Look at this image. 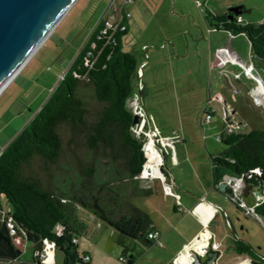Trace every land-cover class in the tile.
Wrapping results in <instances>:
<instances>
[{
  "label": "trees",
  "instance_id": "16d2710c",
  "mask_svg": "<svg viewBox=\"0 0 264 264\" xmlns=\"http://www.w3.org/2000/svg\"><path fill=\"white\" fill-rule=\"evenodd\" d=\"M226 14L206 10L205 16L212 26L245 36L252 65L264 62V21L241 24L238 14L231 19ZM124 32L100 20L90 27L39 107L0 149V198L5 203V209L0 204V260L49 264L40 258L45 240L61 253V264H87V253L75 243L86 230L80 208L114 229L125 264L152 243L147 237L153 229L150 217L126 199L148 195L152 187L135 176L145 158L142 137L132 131L130 100L137 91V72L134 57L121 48ZM218 141L224 147L209 156L213 182L223 174L245 180L257 191L252 210L264 216V130L225 132L221 127ZM63 146L72 159V174L53 180L49 166ZM150 158L147 169L158 165L156 153ZM33 160L43 174L31 168ZM125 180L121 192L119 183ZM224 193L236 203L228 186ZM15 239L30 243L25 259ZM232 248L251 253L245 242L236 241Z\"/></svg>",
  "mask_w": 264,
  "mask_h": 264
},
{
  "label": "crops",
  "instance_id": "0c3cea01",
  "mask_svg": "<svg viewBox=\"0 0 264 264\" xmlns=\"http://www.w3.org/2000/svg\"><path fill=\"white\" fill-rule=\"evenodd\" d=\"M238 5L240 6V4ZM227 8L213 12L220 14L226 11ZM204 17L202 16L201 21L196 22L197 24H194L195 21L192 19L193 23L186 25L187 32L186 30L184 31L188 34L189 39L187 37L182 39L179 35L180 33L177 32H172L171 34L165 33L161 29L163 27L159 24L155 27L156 35L153 39L155 41H152V43L156 42L158 46L152 45V48L149 49L150 55L147 54V59H150V64L145 72V82L140 83V89L136 91L138 104L156 111L155 122L160 131L164 134L174 132L176 135L173 137L178 136V140L177 142L172 140V145L165 153L169 161L165 163L164 159H162L160 167L165 176L164 181L162 182L159 178L140 179L141 184L152 183V191L146 196L150 198L148 199L150 201L156 200L157 205L152 208V212L150 210H144V212L151 219L152 230H156L158 233L157 238L160 245L152 242L140 248L131 264H189L190 260H188L187 254L191 249H195L200 260L204 262L207 258L202 254L204 245L207 244L206 251H214L209 247V244L213 241L220 244V249L216 251L212 264H218L222 258L228 264H253L251 258L256 259L253 257L252 252L250 254L236 252L232 248V245L236 241L245 242L250 247L253 244L259 243V241L251 240V233L249 231L252 229L264 236V220L251 214L258 197L257 194H254L255 188L251 186V189L245 195H242L239 191L238 196L244 203V206L240 207L231 200L237 211L233 210L226 201L229 198L224 193V189L227 186L229 187L228 181L230 180L225 181L226 185L223 190L218 189V183L222 180V177L219 178L217 183H214L212 180L209 156L219 150L202 140L203 138L198 141H189L187 137V128L184 126L183 119L189 118L192 124L196 121L201 125V122H203L201 121L203 109L208 108L211 111V115L216 112L214 101L221 103L224 113L223 119H226L231 124L232 132H238L234 131L233 127L241 123H232L229 119L234 115L235 109L232 108V101L234 99L226 103V99L220 92L215 91L210 94V89L213 85V75L215 76L214 84H217L216 77L222 76L228 86L232 85L234 87L231 88L232 92H239L234 82L242 84L240 82L242 78L232 77V73L235 72L232 70L238 66L228 63L225 66L224 72H218L215 67L217 56L212 55L211 49L212 47L225 44L238 55L239 60L241 55L243 56L244 54L232 41L235 34H225L221 28L212 26V23L206 16ZM127 18L123 21L125 30L131 21L130 18ZM241 20L242 17L240 16ZM182 34L185 35L184 32ZM189 53L192 57L189 59L188 65L183 66L181 64L180 66L178 60L184 58ZM247 53L246 61H251L249 49ZM174 59L175 62L173 61ZM22 65L11 78H14L18 72H21V69H23ZM162 65L164 66V72L162 71ZM228 67L230 68L229 72L227 70ZM177 70L179 71L177 72ZM226 70L227 73H231L230 76L225 75ZM143 74L144 72H142ZM183 75L188 76V82L182 83H187L191 87L190 89L186 87L181 93L180 87L179 94L175 97L169 95L167 98L166 95H161L162 93L159 90H162V86L168 85V93H171L174 89L176 90L177 78L183 77ZM243 79L249 80L246 76ZM189 90H191L190 93L187 92ZM150 91L152 94L149 97L148 93ZM253 97V102L259 108L260 113L264 115V98L262 101L258 95H253ZM222 126L220 125V129ZM212 128L217 129V125L212 124L207 129L210 130ZM164 183L170 186V189L176 196L164 191ZM241 214L245 217H241ZM92 221L94 222V219ZM205 223L207 226L202 229V225ZM95 225L98 228L101 226L96 221ZM106 226L109 228V233L111 232L114 235V229L107 224ZM198 236L200 238L196 240ZM83 237L84 239L80 243V251L87 253L89 256L87 264H104L98 262L102 258L105 261L104 256L91 261L92 256H90V251H94L95 244L93 245V240L89 236H85V233ZM193 242L195 243L194 245L192 244ZM75 243L78 248L79 240L77 238ZM16 244L19 248L23 245L27 246L24 240L18 241ZM228 247L230 249H227ZM43 248L47 255L48 251H51V260H47V263L54 264L55 255L53 246L49 243H44ZM262 253L264 252L259 251V254H261L259 257L260 262L264 261ZM105 264L114 263H109L106 260Z\"/></svg>",
  "mask_w": 264,
  "mask_h": 264
},
{
  "label": "rangeland",
  "instance_id": "374dc122",
  "mask_svg": "<svg viewBox=\"0 0 264 264\" xmlns=\"http://www.w3.org/2000/svg\"><path fill=\"white\" fill-rule=\"evenodd\" d=\"M106 1L107 0H73L24 62L25 65H22L23 69H21V72H18L14 78H11L10 81L1 88L0 149L39 107L81 43L85 33L95 24L96 20L102 14ZM235 4H240L243 9L248 10L238 14L242 17V20L240 21L241 24L244 22L264 21L263 0H132L131 3L127 4L125 7L129 12V17L127 19L130 18L131 21L128 23L125 32L121 34L120 41L121 48L132 54L136 62V88L139 90L140 83L145 82V72L150 64V59H147V54L150 55L149 49L152 48V45H157L156 42L152 43V41H155L153 40L156 35L155 27L158 24L163 27L161 29L165 33L171 34L172 32H177L180 33L179 35L182 39H184V37L189 39L185 27L186 25H191L193 23L191 21L192 19L195 21L194 24H197L196 22L201 21V17L205 16L206 10L210 12L219 11L226 7L236 6ZM104 17L105 16H103V18ZM184 30H186V32ZM182 32H184L185 35L182 34ZM224 33L227 34V31H224ZM232 41L244 54L243 56L241 55L240 60L246 62L248 55V42L245 36L242 33H237L234 35ZM145 47L147 48L145 49ZM237 56L238 55H236V57ZM191 57L192 55L189 53L188 55L186 54L184 58H180L178 60L180 66L181 64L183 66L188 65V61ZM175 59L173 60L174 62ZM163 67L164 66L162 65V71L164 72L165 70ZM229 69L230 68L228 67V72ZM253 69L264 84V62L254 60ZM227 70L225 75L230 76L231 73H227ZM239 70L240 69L236 67L232 71ZM178 71L179 70H177V72ZM142 72H144L143 75ZM239 77L242 78L240 79L242 84L234 82L239 89V92L236 93L232 92L231 88L233 86H228L222 76H217V84H214L215 76L213 75V85L210 89V94L215 91L220 92L226 99V103L231 102V100L234 99L232 101V108H234L235 111L232 118L230 117L229 119L232 123L241 122L238 126L233 127L234 131L244 132L251 128L264 130V115L260 113L259 108L253 102L254 97L250 91V88L254 85V81L249 77V80L243 79L244 75H240ZM187 79L188 76L186 75L177 78L176 90H172L171 93H168V85L162 86V90H159L162 93L161 95H166L167 98L169 95L175 97L179 94L180 87L181 93L186 87L190 89L191 87H189L187 83H182L188 82ZM190 91L191 90L187 92L190 93ZM151 94L152 92L150 91L148 96ZM255 95H258L260 97L259 99L263 101L264 94L262 93L261 86L255 88ZM214 105L216 112L211 115L210 122H201L202 124L199 125L194 121L192 124L191 119L189 118H184L183 122L184 126L187 128V137L189 141H198L203 138L202 140L211 144L212 147L221 150L224 145L215 139V135L218 133L220 125L223 123L224 113L220 102L214 101ZM212 124H216L217 129L212 128L208 130L207 128ZM201 129L206 130L202 131ZM177 138L178 136H175L173 141L177 142ZM76 148H78L77 154L83 157L78 144ZM150 150L154 151L153 148H150ZM165 153L166 152H163L161 154L162 159H164V162L166 163L169 160ZM71 160L70 153L65 146H63L62 153L58 160L52 166H49L50 172L52 171L51 178L53 180H59L62 177L71 176L72 169L70 170L69 167ZM97 165L96 169L100 164L97 163ZM30 166L33 170L39 172V174H43L36 160L31 161ZM126 184V180L119 183V186H121V192L126 191ZM147 185L152 186V183ZM110 186L113 187L116 186V184L112 183ZM126 199L143 211L150 210L152 212V208L157 205L156 200L150 201L148 200L150 198L144 194H130ZM226 201L233 210L237 211L231 200L226 199ZM0 204L1 207L5 209V203L2 197L0 198ZM78 211V216L86 225V230L84 232L85 236H89L94 242L93 245L95 244L94 251H90V256H92L91 261L104 256L105 261L102 258L101 261L98 262L105 264L107 260L109 263L125 264L122 261H118L120 248L114 242L115 231L114 235L111 234V232L109 233V228H107L106 223L91 214L89 211L81 208ZM241 217L245 216L241 214ZM92 219H94V222ZM95 221L101 224L99 228L95 225ZM206 226V223L202 225V229ZM249 233H251V240L259 241V243L251 245V252L256 261L260 262L259 257L261 254H259V251L264 252V236L258 231H254V229L249 231ZM77 239L79 240L77 250L80 252V243L83 241L82 239H84V237L83 235L77 236ZM24 243L27 244V246L25 247L23 245L20 247L22 259H25L28 256V251L30 249V243L27 241H24ZM227 249H230V247ZM262 254L264 256V253ZM54 255V264H61V253L54 251ZM223 259L224 258H222L218 264H228V262ZM260 263L264 264V262ZM0 264H18V261L0 260Z\"/></svg>",
  "mask_w": 264,
  "mask_h": 264
},
{
  "label": "water",
  "instance_id": "95a60500",
  "mask_svg": "<svg viewBox=\"0 0 264 264\" xmlns=\"http://www.w3.org/2000/svg\"><path fill=\"white\" fill-rule=\"evenodd\" d=\"M72 1L0 0V83L11 72L29 47L33 46L40 36L45 34L47 28L54 22V19L56 17L57 20L59 19L58 17L62 15L63 11L66 10ZM226 10L228 12L226 14L227 19H231L234 15L248 11L240 8L239 5L230 6ZM56 21L51 25V28ZM38 44H35L32 51ZM136 121L137 116L132 114L131 125ZM158 174H162L161 169L158 170ZM232 177L228 174H223L222 180L218 183V189L223 190L226 185L225 181L231 180ZM250 189L251 185L247 184L245 180H241V194L245 195ZM254 194H257V191ZM251 214L264 220V216L256 213L254 210L251 211ZM202 254L207 257L204 262L200 260L195 249L189 250L187 254V258L190 260L189 264H212L216 256V251H204Z\"/></svg>",
  "mask_w": 264,
  "mask_h": 264
},
{
  "label": "built area",
  "instance_id": "2783aa9c",
  "mask_svg": "<svg viewBox=\"0 0 264 264\" xmlns=\"http://www.w3.org/2000/svg\"><path fill=\"white\" fill-rule=\"evenodd\" d=\"M132 0H107L104 6V10L102 11V14L99 16V18L96 20L102 21L105 27H110L112 29L117 28L119 30H123L125 28L124 25V19H126L129 16V12L126 10V5L131 3ZM103 16H105L103 18ZM236 21L240 22V15H237ZM95 22V23H96ZM230 34V32H227ZM212 55L217 56V63H216V69L218 72H224L226 64H235L240 69L239 71H235L232 73L233 78H238L240 75H244L249 77L251 80L254 81V85L250 88L251 94L255 95V88L257 86H261L262 93L264 94V84L262 83L259 76L256 74V72L253 69V65L251 61L242 62L236 57V54L228 47V45L222 44L220 46L212 47L211 49ZM138 96L135 93L131 100H130V106L132 109V113L137 116V121L132 125V131L136 135H141L142 137V153L145 157V149H144V143H146L148 140L152 142L155 149L158 152L159 161H158V169H161V162H162V154L163 152H166L168 148L172 145L173 136L176 135V133H162L160 129L157 127V124L155 122V114L156 111L154 109H148L143 107L142 105H139L138 102ZM224 117V116H223ZM211 118V111L207 108L203 109L202 111V117L201 121L203 122H209ZM224 131L229 132L231 131V124L227 122L226 119H223L222 124ZM219 138V131L215 135V139L218 140ZM144 160V161H145ZM144 163L142 164V167L139 172L135 174L136 177L141 178H159L162 182L164 181V174L162 172L161 175L159 174H144L141 175L140 172L143 170ZM229 187H230V193L232 197L235 199L236 204L240 207L244 206V203L240 200L238 196V192L240 191L241 187V178L240 177H232L230 181H228ZM163 189L166 193L176 196L172 190L170 189V186L167 183L163 184ZM178 202V200H177ZM6 225L10 227V223L8 219L6 220ZM202 234V233H201ZM158 233L156 230H151L147 233V237L152 240L153 243L160 245L158 242ZM200 236L197 237L196 240H198ZM16 243L19 241L18 239L14 240ZM44 243H49L52 246V243L49 241L43 240ZM195 244L194 242L192 243ZM207 244L204 245V251H206ZM209 247L211 250L217 251L220 249V244L218 242H211L209 244ZM47 253L45 249H41L40 258L43 262L47 263ZM118 260H122L121 257H118Z\"/></svg>",
  "mask_w": 264,
  "mask_h": 264
},
{
  "label": "bare ground",
  "instance_id": "6f19581e",
  "mask_svg": "<svg viewBox=\"0 0 264 264\" xmlns=\"http://www.w3.org/2000/svg\"><path fill=\"white\" fill-rule=\"evenodd\" d=\"M64 12V11H63ZM58 16V15H57ZM57 18V17H56ZM54 19V22L57 20V19ZM59 18V17H58ZM53 22V23H54ZM52 23V24H53ZM51 24V25H52ZM51 25L47 28V30L45 31V34H47V32H49V30L51 29ZM44 34V35H45ZM40 36V38L36 41L35 44L37 43H40L41 39L43 38V36ZM35 44L31 47H29V49L24 53V55L19 59V61L17 62V64L14 66V68L11 70L10 73H8L4 79L2 80V82L0 83V90L1 88L6 84V82L10 79V77L12 76V74H14L20 67V65L24 62L25 58H27L29 56V54L31 53L33 47L35 46ZM150 148H153L154 151H151ZM144 149H145V156H146V160L144 162V167H143V170L141 171V175H144V174H147V173H150V174H158V165L155 166V167H152L151 169H147V165L148 163H150L152 165V160L150 158L151 155H153L154 153L157 154V159L159 161V156H158V152L155 150V147L154 145L152 144V142L150 140H148L146 143H144ZM146 164V165H145ZM51 259V252L50 250L48 251V257H47V260L50 261Z\"/></svg>",
  "mask_w": 264,
  "mask_h": 264
}]
</instances>
